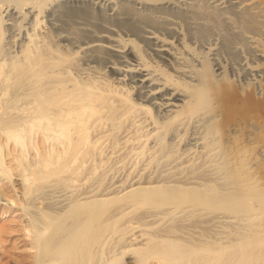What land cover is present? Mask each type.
I'll list each match as a JSON object with an SVG mask.
<instances>
[{"label":"bare ground","instance_id":"6f19581e","mask_svg":"<svg viewBox=\"0 0 264 264\" xmlns=\"http://www.w3.org/2000/svg\"><path fill=\"white\" fill-rule=\"evenodd\" d=\"M161 1L165 2V4L156 7L146 5L148 4L147 0L140 3H143L144 10L145 8L147 10H151V8L155 10H172L175 5L185 0ZM122 2L124 3L125 1ZM156 2L157 0H155V4ZM212 2L220 4L223 0H213ZM224 2H228L236 10L240 27L242 30L249 32L243 37L245 38L243 40L246 42L253 59L250 60L244 56V62L240 61L238 64L239 69L243 71L246 78H254L259 82L264 78V0H226ZM23 3H25L24 0ZM48 3L45 0L44 2L35 3L26 12L24 11L23 13L22 10V14H19L20 12L17 13V16L13 14L14 17L12 16L11 20L16 17H21L20 19L23 23H28V20L31 18L33 21V19H37L44 12L46 8L44 9L43 5ZM64 3H61L57 8L53 7L56 9H51V13L47 11L51 17V25L49 26L52 27V30L56 31V37L59 38V41H66L70 44L69 46L73 49L71 54L76 52L75 48L85 54L81 63H78L79 65L76 64L77 61L76 63H69L64 61L65 58L63 56H54L52 52H46L47 48H50V51L53 50L51 45H48L47 48L44 47L49 41L44 40L46 44L43 47L41 45L44 48L43 50H46L45 52H43L41 47L36 49V45L34 46L33 44H37L35 42V38H38L37 35L32 37V34L25 30L26 28L28 29L27 26L23 25L21 28L22 22L19 26V34L24 29L26 32L25 40H28V42L26 41L27 43L24 42L25 44L23 45L25 47L22 49L25 52L24 64H20L19 66L17 64L12 65V70L11 68L8 70L4 64H8V67L11 64L5 61L1 64L2 62L0 61V109H2L0 110V139L2 138L0 140V181L6 179V182L12 185L15 179H20V185L24 183V193L22 195L24 194L29 197V200L26 201L27 208L35 199H41L43 201L42 196H39V198H31V196H33L36 190L43 187L42 182L50 176H53L54 181L56 179L57 183H59L58 180L61 181L62 179V182H65H63L65 187H70V182L72 184L74 181L81 182L80 184L92 181L101 183L105 181L104 177L100 176L102 177L100 179L98 173H95L98 172L99 168L102 170L101 165H111L112 162V165L109 166L106 172L111 167L115 169L117 164H120V166L117 165V168H127L126 171H128V164L133 162L134 157V160L139 158L141 160L148 152L151 155L149 156L147 154L146 156L151 159L147 163L144 164L139 160L135 161V163H142L141 166L144 165V168L139 167V170L142 169L144 171L146 166H151L154 163V158L157 155L151 156L159 150V148L155 149L156 143L158 142H156V134L162 129H165V135L168 134L169 138L172 139L173 135H175L174 133L186 129V126L189 124V122L188 124L184 123L186 118L196 116H199L201 119L204 118L202 117L203 112L208 111L211 106L210 85L213 83L212 78L214 76H221L222 72V66L219 63H215L211 74L207 73L208 67L206 64L202 67L201 72H195V68L194 71L193 68H191L193 70H189L190 67L184 69L176 66L175 61H177V56L175 51H172L173 46L171 45V41L162 37L156 31V29L160 31L161 28L157 27L155 29L153 28L154 26L148 25L140 29L136 25L135 19V23L133 24V21L131 23L130 20L132 17H130L131 19L128 17L130 16V12L127 9L121 10L123 12L122 15H127V18L118 20L120 13H118V17L115 13L118 21L116 25L114 24L116 22L112 24L114 26H125L131 23V28L134 27L133 25H136L134 28L138 26V32L141 30L140 39L146 44L150 52L165 64V66H168L175 73L188 78L189 81L184 80L183 77L181 78L183 82L174 80L170 71L158 68V66L157 68H151L147 62L142 61L140 57H137L133 53L132 48L115 44L118 38L115 39L112 36L115 29L111 27L107 26L106 28L103 27L104 30H101L102 28L100 29L105 33H100L101 31L99 30L98 33H95L88 27H85L88 22L85 25L82 22V24L78 25H83L82 28L87 34H83L82 36H87L89 39L80 41L82 37L79 36L77 38V36L84 31L82 32L80 30V33L77 32L78 34L76 33L74 35L70 31H67L68 29L66 28L65 32H63L65 27H62L63 29L60 28V23H63L62 21L65 22L62 19L64 17L72 19L75 16H85L87 9H80L81 7L75 9L74 7H65L67 4ZM85 3L87 4L88 2ZM62 4L65 6L61 7ZM213 10L217 11L218 8L217 10L216 8ZM112 17H114V14ZM8 18L10 17L8 16ZM71 19L69 20L70 22L73 21ZM81 19L84 18L82 17ZM140 21L142 23L144 18ZM37 22V24L40 23L38 20ZM31 23L29 26H31ZM113 25L110 24V26ZM10 27L12 28L13 25ZM127 27L123 28L126 29ZM127 30L130 33V29L127 28ZM66 31L69 33H66ZM1 32L0 39L2 36ZM8 32H10L9 29ZM33 33L35 32L33 31ZM12 35L11 37H13ZM134 35L136 34L134 33ZM13 38H10V40ZM21 42L18 41L20 46H22ZM30 42L32 43L30 44ZM55 42L58 41L55 40ZM9 46L10 51L12 48ZM132 47L134 48V46ZM100 49L107 56L99 54ZM55 51L53 50V52ZM60 53L62 52L60 51ZM21 56L23 55L21 54ZM110 56L115 60L111 59ZM99 62L103 63L107 73L112 74L111 76L115 75L112 78L114 79L112 82L117 83V86L121 88L125 87L127 93L132 92L133 98L129 97L130 93L120 95V91L118 92L117 89L114 90V87L112 89L108 88L109 86L107 87L106 83L100 80L103 77L101 75L102 72L99 71L101 67L97 70V65L100 64ZM69 64L73 65L70 66ZM236 69V67L232 66L230 70L231 74H234ZM9 79L17 81L15 88L9 87V85L6 86L4 83L5 80L8 81ZM113 84L111 83V85ZM21 96L25 98V101L23 100L24 102L17 104L16 102L17 100L19 102V99L22 98ZM13 100H16V102H13ZM214 116L215 114H210L208 118H205L206 124L213 122L211 120L215 119L213 118ZM205 122L201 124L196 122L192 125V136H190L184 151L192 150L190 152L191 154L193 152L200 153L203 160L207 159L205 162L209 163L210 166L214 165L213 162H215L218 166L216 167L218 171L223 170L221 174L214 175L209 173L208 175L202 176L203 172L201 175H196L186 169L188 171V173L186 172L187 174L185 173L181 176L174 175L175 177L170 174L169 179H167L166 176L169 175L168 173L163 178V181L161 180L162 178L159 179L162 170L158 172L159 175H153L151 171L149 174V171H147L148 175H143V173L138 174L137 172L139 171L135 174L134 171L133 173H127L125 171L127 173H124L125 176L122 175L121 177V175H116V177L112 174L111 178L108 177L109 180L106 179L108 185L104 187V190L102 189L105 192H100V187H96L97 189L92 188L94 184L89 189L85 185L86 190L82 188L83 191L78 195L76 193V197L74 195L75 198L72 196L73 200L71 199V202L75 201L77 203L67 207L61 215L51 216L48 211H41L43 207L39 210L40 216L30 214V220L33 223L32 227H35V229L32 228L31 230L32 239H34L37 248L36 255L33 258L34 264H96L98 257L95 259V263H93L94 260L92 261V257L95 256L94 249L98 245L105 243L102 239L104 234L106 237L107 233L109 235L111 232L117 233L124 229L120 225L118 216L125 214L124 211L126 209L132 208L134 211L142 205L149 206V209L147 208L148 211L146 213L144 211V214L140 213L141 215L137 214L138 216L135 215L136 218H132V220L137 219L135 220L136 225L134 224L135 226H132L135 229V233L131 236L129 235V238L127 237L128 239H125V243L119 246L123 247L121 253L125 254L128 251H132L131 253L136 255L137 260L134 262L135 264H264V184L259 182L260 177L254 171L257 165L264 164V144L259 145L256 152L250 151L251 146L249 147V145H251L252 141L250 137L251 130L248 129L245 137V142L248 144L247 147H237L238 138H235L234 141H230L229 139L223 146H214L216 144L215 139L205 141V133H199L198 131L200 130V126L206 128ZM211 125L213 124L210 123V127ZM211 130V132L215 133L213 127ZM186 132L184 131V133ZM201 139L203 141L199 142ZM8 146L10 149H8ZM6 147L9 150L7 151L8 153H6ZM31 149H36L40 154V156L39 154H35L34 161H37V165L34 169L28 170L26 168L27 165L24 163L19 169L17 165H15L17 169L12 167L14 165H6L4 161L5 156L7 157L8 155L9 157V155H12L8 161L9 163L11 161L20 162L24 157L27 158L26 153L28 152L30 154L29 150ZM37 155L39 159L38 157L36 158ZM163 157L159 156L157 163H159L160 159V162L165 161L162 160ZM167 158L170 159L169 156ZM183 162L185 160H182V164H184ZM132 165L136 167L137 163ZM12 168L16 170L12 172ZM150 168L153 169L152 167ZM169 169L174 168L171 167ZM106 172L104 171L102 174L100 172L99 175H104ZM94 173L96 174L95 176H98V179H95ZM165 179L173 183L174 181L175 183L178 182L179 185L175 183L169 184L170 182H165ZM26 181H31L33 184L36 183L31 186V183L29 182L30 185H27ZM161 181L165 182V184L162 182L161 185L159 183ZM179 182L187 184L188 186H181ZM66 183H68L67 186ZM153 183H159V185H153ZM103 184L101 183V185ZM194 184H202L204 187L201 188L200 186L198 188L199 186L196 185L197 187H195ZM72 185L71 187L75 186L74 184ZM121 185L127 186V188L130 187V189L124 187L127 191L125 189L124 192L120 190L121 196H116L119 193L115 189ZM2 186L0 183V192H3ZM75 187L73 188L74 190L78 188V186ZM112 187H114L113 190H110ZM118 188L120 189V187ZM15 189L17 190V188ZM112 192L117 193L116 195L114 194L115 197L112 195V197H109V194ZM1 193L0 196L4 192ZM3 196L1 197L3 198ZM82 199L83 201H81ZM3 200L10 204V206L16 205L12 198H4ZM63 200L58 199L54 204H47L44 206V209L53 207L62 210L65 207H60L59 203ZM119 202L123 203L120 204ZM2 203L7 205L4 202ZM159 208H165V211H159L160 214L159 212L155 213ZM198 209L206 210V212L210 211L209 209L212 211L221 209L223 212L228 213L224 218H235L236 227L225 236H216L214 233L215 236L212 235L211 238L215 240L212 241L211 238L209 240L207 239V235L205 236L203 230L202 233L204 235H202L205 237L199 238L195 236V233L198 234L195 228L198 227L201 230V224L208 223H213L211 225L214 226L216 221L218 222L222 218L219 215L213 214L209 218L205 219L203 217L200 220L195 218L197 221L193 220V222H186L185 220L184 223L180 224L175 221L176 218L174 219L175 214L179 211L181 212L183 210L193 214ZM5 210L8 209L6 208ZM132 212L130 210L131 214ZM168 214L171 216L168 217ZM125 215H128V212ZM183 217L181 219L187 218ZM149 218L151 219L150 222L148 221ZM118 219L119 224H117ZM127 219L130 220L131 218L129 217ZM161 219L168 222V224L165 225L164 223L163 225L165 226H162L160 229L156 227L159 229L157 233H147V226L154 225V223L161 221ZM188 219L192 220L193 218L189 217ZM215 227L217 228V226ZM150 229H153V232L156 231L154 228ZM146 233L148 235L145 241L143 236ZM121 235L124 234L122 233ZM136 244H140V246H132ZM117 253L115 252L113 254L116 255ZM111 257L114 262L120 260L118 257Z\"/></svg>","mask_w":264,"mask_h":264},{"label":"rangeland","instance_id":"374dc122","mask_svg":"<svg viewBox=\"0 0 264 264\" xmlns=\"http://www.w3.org/2000/svg\"><path fill=\"white\" fill-rule=\"evenodd\" d=\"M42 1L44 2V0H32L33 4H31L32 2H30V0H24L25 3H23V0H0V23H1L0 24V32L2 31L1 32L2 36L0 39V61L2 62L1 64L4 63L3 61L11 64L10 67L7 66L8 64H4V66L6 65L5 67L8 68V70H10V68L12 70V65L17 64V66H19L20 64H24V61H25V57H24L25 54L24 53L25 52H24V50L22 51V49H24L23 47H25V45H23V44L28 42V40H25L26 32L24 31V29H22L21 34H19L20 33L19 32L20 31L19 26L22 22L20 19L21 17H16V18L12 19L13 21L11 20V17L13 16V14H14V16H17V13H19V12H20L19 14H22L21 13L22 10H23V13H24V11L26 12L27 9H29L31 5H34L35 3H40ZM45 1H48L49 3L46 5H43V8L44 9L46 8L44 10V12L37 19H33V21L31 18L28 20V23L22 22V26H20V27L22 28L23 25L27 26L28 29L26 28L25 30L29 31L32 34V37H35L37 35L39 40H38V38H35V40H36L35 42H37V44L39 46L37 44H33L34 46L36 45V47H37L36 49L41 47V45L43 47L46 44L45 41H49L51 43L48 42L47 45H45L44 47L47 48L48 45L49 46L51 45L52 49L54 51L56 50L57 52L56 51L53 52V50L50 51V48H47V51H46V50H43L44 48L41 47L43 52H45V51L48 53L52 52L53 53L52 55H54V56H63L65 58L64 61H66V62H69V63L75 62L76 63V61H77L76 64H78L79 62L81 63V60H83L85 54L81 50H78L77 48H75L76 52H73V54H71L73 49L69 46L70 44L67 43L66 41H64V42L59 41V38L56 37V31L52 30V27L49 26V25H51V23H50L51 17L49 15V13H51V9L52 10L56 9L57 6L59 7V5L61 3H64V2H66L64 4H67V5L65 6L62 4L61 7H64V6L65 7H71V8L74 7V9L81 7L80 9H87L86 10L87 14L85 16L82 15L80 17L75 16V18H77V19L72 17V19H73L72 22L74 23V21L76 20V22H75L76 25H75V23L73 24L72 22L69 21L71 18H68V17L62 18L65 20V22L62 21L63 23H60V28L65 27L64 29L62 28L63 32H65L66 28L68 29L67 31H70V33H72L74 35H76L77 32L80 33L81 32L80 30H82V32H83L84 30L82 27H83V25H85L86 22H88L90 25L88 23H86L85 27H88L89 29H91L95 33H98V30L99 31L104 30L103 27L104 28H106L107 26L111 27V28L115 29V32L113 33L112 36L115 37V39L118 38L115 41V44H119L122 47L126 46V48L127 47L132 48L133 53L137 57H140L142 59V61L147 62V64L151 68H157V66H158V68L170 71L173 75L172 78L174 80H179V81L183 82V80H181V78L183 76L179 75L178 73H175L172 69L168 68V66H165V64H163L161 61H159L158 58L154 54H152V52H150V50L146 47V44L140 39L141 30H140V32H138V30H139L138 26L140 27V29H143L144 27H147L148 25H150V26L152 25V27L154 26L153 28H155V29L157 27L161 28L160 31H159V29H156V31L159 33V35H161L162 37H165L171 41V45L173 46V49H174V50L172 49V51H175V54L178 57V58L176 57L177 61H175L176 66H179V67L184 68V69H188L190 67L189 70L191 68H193V69L195 68L196 69V71L194 69L195 72H201L203 69L202 67L204 66V64H206L208 67L207 73L211 74L213 71V68L215 67L214 66L215 63H219L222 66V68H221L222 72H221V76H214L212 78L213 83L210 85V88H211V91H210L211 106L209 107L208 111H206L205 113L203 112L202 117H204V118L201 119L199 116L192 117V118L191 117L186 118L184 123L188 124V122H189V124H188L189 126L187 125L186 129L184 131L185 132L187 131V132L184 133V131H181V132L178 131L177 133H174L175 135H173L172 139L169 138L168 134L165 135V132H164L165 129L164 130L162 129L158 134H156V142L157 141L158 142L156 143L155 149L159 148V150L156 152V154L151 156V157H153V156L157 155L156 158H154L155 161L153 160L154 163L155 162L156 163L155 164L153 163L151 166L150 165L146 166L145 170L143 169L144 171H142V169L139 170V167L142 165V163L145 164L148 162V160L151 159L149 157L147 158V156H146L148 154V152L143 158H141V160H139L140 158L137 160H134L135 159V157H134L133 162L128 164V166H129L128 171H126L127 168H125V169L124 168H122V169L117 168V165L120 166V164H117L116 167L114 166L115 169L113 167H111V169H109V171H110V173H109V171L106 172V170L109 168V166L112 165V162H111V165L106 164L107 167L105 166V164L101 165L102 167L101 166L100 167L102 168V170L99 168L98 172H95V173L96 174L98 173L99 177L100 176L104 177L105 181L101 182L102 184L104 183L103 185H101V183H99V182L97 183V182H93V181L89 182L90 184L88 182L82 183L83 184L82 185V184H80L81 182L76 181L79 183V184L78 183L76 184V182L74 181V183H72V184H74V185L76 184L75 185L76 187L78 186V188L74 190L73 188L75 186L71 187V186H73L71 184V182L69 184L71 187V189H70V187H65V185H64L65 182L63 181L64 182L63 183L62 179H61V181L58 180L59 183H57L56 179L54 181V177L50 176L49 178L44 179V182H42L43 187L36 190L35 193L33 194V196H31V198H33V197L39 198V196H42L43 201L41 199H35L34 202H31L28 205V208H27L26 201L29 200V197H27L24 194L22 195V193H24V189H23L24 183H22V185H20L21 180L15 179L16 181L14 180L13 181L14 184L11 185L9 182H6V179L1 180L0 183L3 185L2 189H3L4 193L2 191L1 192L3 194L1 192L0 193L2 194L1 196L4 195L5 197L3 196V198H2L0 196L1 197V199H0V264H34L33 258L36 255V251H37L36 249L37 248L35 246L34 239H32L33 236L31 234V230H32V228L35 229V227H32L33 223L30 220V214H33V215L37 214V216H40L39 210L42 209V207H43V209L41 211H48L51 214V216L61 215L67 209V207H69L72 204L77 203L75 201L71 202V199L74 197V195L76 197V193L78 195L83 190H86L85 189L86 186H87V189H89L93 184L94 185L92 188L97 189L100 187V192H101L102 189L104 190V187L106 185H108L107 184L108 181H106V179L109 180L108 177L111 178L112 174H113V176L114 175L115 176L121 175V177H122V175L125 176V174H127L129 172L133 173V171H134V174H135L137 171H139V172H137L138 174L143 173V175H148L149 173L152 172L153 175H157L158 172L162 170L160 172L161 174L159 176V179L162 178L161 180H163V181H164L163 178H165V176L168 175V173H169V175L166 176L167 179H169L170 174H172L173 176L174 175L181 176V175H184L186 172L188 173V171L191 173L193 172L196 175L197 174L201 175V173L203 172L202 176L208 175L209 173L214 174V175L221 174L223 170L218 171V169L216 168L218 166H217V164H215V162H213L214 165L210 166L209 163L205 162V161H207V159L203 160V157L200 156V153L198 154L196 152L195 153L193 152L191 154L190 152H192V150L184 151V148H185L187 142L189 141L190 136H192V134H191V132L193 130L192 125L195 124L196 122H199V124H201L202 122L204 123L205 118H208V116L210 114H215V116L213 117L215 119H212L211 121H213V122H210L213 125H211V127H210V123L206 124V122H205L206 128L204 126H200V130H198L199 133H203V134L205 133V141H209V140L211 141V140L215 139L216 144L214 146L217 145V147H219L220 145L223 146V144L226 143L229 139H230V141H232V140L234 141L235 138H238L237 147L245 148L248 146V144L245 142L246 133H247V130L250 129L251 130L250 137H251V141H252L251 145H249V147L251 146L250 151L256 152L258 149V146L261 144H264V78H262L259 82L256 81L254 78H252V79L250 77L246 78L243 74V71L241 69H239L238 64L240 61L244 62V58H243L244 56L249 58L250 60L253 59V57L249 53V49L247 47V44L244 41L245 38H243L249 32L242 30V28L240 27V25L238 23V16H237L236 10L233 7H231V5L228 2H224L226 0H223V2L220 4L212 2L213 0L212 1L211 0H185L182 3H180L181 6H180V4L175 5L174 6L175 9L174 8L172 9L173 12L171 9H165V10H157L156 9L155 10V9L151 8V10L150 9L147 10L145 8V10H144V7L142 6L143 3H140V2H142V1L144 2L145 0H141V1L140 0H45ZM122 1H125L124 2L125 4ZM131 1L134 3L132 4ZM82 2H84V3H82ZM85 2H88V3L86 4ZM120 2H121V4H120ZM126 2H128V3H126ZM147 2H148V4L145 3L146 5L154 6V7L165 4V2H163L161 0H157L156 4H155V0H147ZM135 3H136V5H135ZM18 7H21V8H18ZM53 7H56V8H53ZM215 8H216V10L218 8V10L217 11L213 10ZM122 9H127L130 12V16H128V17L129 18L132 17V19L130 18L131 19L130 21H131V23L133 21V24L136 22V25H138L137 28H134V27H136V25H133L134 27L131 28V26H130L131 23L129 25H125V26L123 25L122 26L121 23L118 22V24L121 25L122 27L118 26V25H117L118 26L117 27V26H114L112 24L113 22H116V23H114L116 25L118 20L127 18V15H125V14L122 15L123 14ZM153 10H155V11H153ZM166 10H168V11H166ZM47 11L48 12L50 11V12L48 13ZM115 13L117 14V17H118V13L121 14V16L119 14L118 20L115 17L116 16ZM113 14H114L115 18L112 17ZM8 16L10 18H8ZM48 16H49V18H48ZM82 17L84 19H81ZM140 17H141V19L144 18V21H142V23L140 21L141 19L139 20ZM136 18H138V19H136ZM114 19H116V20H114ZM37 20L40 22L39 24H37L38 23ZM48 20H49V22H48ZM66 20H68V21H66ZM29 21L32 22L31 26H29V24H30ZM11 22H13L14 24ZM59 22H61V21H59ZM82 22L84 23L83 25H78V24H82ZM167 22H170V23H167ZM67 23H68V25H67ZM34 24H36V25H34ZM110 24L113 26H110ZM12 25H13V27L11 28L10 26H12ZM144 25H146V26H144ZM14 27H15V29H14ZM123 27L124 28L127 27L128 29H130L131 34L129 32H127L128 31L127 28L124 29ZM6 28H7V30H6ZM118 28H119V30H118ZM164 28H166V29L164 30ZM8 29L10 32H8ZM62 29H60V30L62 31ZM32 30L35 33H33ZM53 31L55 32V35H54ZM67 31H66V33H69ZM13 33H15V34H13ZM66 33H63V34H66ZM100 33H105V32L101 31ZM134 33L136 35H134ZM23 34H24V36H23ZM80 34L77 36V38L79 36L82 37V39L80 38V41L87 40V38L89 39V37H87V36H84V37H86V39H84V37L82 36L83 34L87 35L85 33V31L83 33H80ZM11 35L15 38L11 37ZM45 36H47V37H45ZM135 36H137V37H135ZM10 38H13V39L10 40ZM55 38H57V39H55ZM178 38H179V40H178ZM55 40L58 42H55ZM18 41H22L21 42L22 46L19 45L20 42L18 43ZM8 42H10L11 44ZM31 43L32 42H30V44ZM8 46L10 48H12V49H10V51H9ZM53 46H55V48H53ZM132 46H134L135 49ZM19 48H20V50H19ZM176 48H177V50H176ZM101 49L99 50L98 53L101 54L102 56H107L106 54L103 53L104 51L102 52L103 49L102 50ZM20 51L23 53H21ZM60 51L63 54L60 53ZM21 54L23 56H21ZM242 58H243V60H242ZM111 59L115 60L112 57H111ZM18 61H20L21 63ZM99 63L100 64H98V65L96 63L95 64L98 67L97 70H99L100 67H101V69H103L102 71H101V69L99 70L100 72H102L101 75L103 77L100 80L105 82L107 87L109 86L108 88L112 89V87H114V90L117 89L118 92L120 91V95L130 93L129 97L133 98L132 92L127 93L126 92L127 90L125 87L121 88V87L117 86V83L112 82V80H114L112 78L115 75L111 76L112 74L110 75L109 72L107 73L106 68L104 67L103 63H101V62H99ZM150 64L153 66H151ZM69 65L72 66L73 64H69ZM102 65H103V67H102ZM232 66L237 68L236 71L234 72V74H231V71H230ZM193 69H191V70H193ZM73 71H75V70H73ZM8 72L10 73V71H8ZM72 74H74V73H72ZM103 74H105L108 78ZM108 74L110 75L111 78L109 77ZM109 78H110V80H109ZM183 79L186 81H189V79L186 77H183ZM9 80L8 81L5 80V82H4L6 84V86L9 85V87L15 88V86H17V81L14 79L10 80V81ZM109 81H111V82H109ZM7 82H9V83L7 84ZM111 83L112 84L114 83V84L111 85ZM0 91H1V88H0ZM24 99L25 98L22 97L21 99H19V102H18V100H17V102H16V100H13V102H16L17 104H21L22 102L25 101ZM0 110H2V109H0ZM212 127H213V129H215V133L211 132ZM187 134H188V136H187ZM196 135H198V134H196ZM0 140H2V138ZM163 140H165V141H163ZM201 141H203V139H201L199 142H201ZM164 142H166V143H164ZM160 143H161V145H160ZM9 145H10V143H9ZM11 147L13 148V146H11ZM167 148H168V150H167ZM8 149H10L9 146H8ZM8 149L6 147V153H8L7 152V151H9ZM15 150L17 151L16 147H15ZM29 153L30 154H28V152H27L26 153L27 158L24 157L23 160H21L20 162H16V161L12 162L11 161L12 163L11 162L9 163L8 161L12 155L11 156L9 155V157L7 155L8 159L5 156L6 159L4 158V161L6 162V165H8V164L14 165V166H12L14 168H16L15 165H17V167L19 169L25 164V165H27L26 168L28 170L29 169L32 170L37 165L36 164L37 161L36 162L34 161L35 154H39V153L36 149L29 150ZM170 154H172V155H170ZM148 155L150 156L151 153H149ZM166 155L169 156L170 159H168ZM39 156H40V154H39ZM159 156L160 157L164 156L162 158V160H165V161L160 162L161 161V159H160L159 163H157V158H159ZM178 156H180V157H178ZM189 156H190V158H189ZM193 156H194V158H193ZM37 157H38V155L36 156V158ZM175 157H177V158H175ZM146 158H147V160H145ZM24 159H26V160H24ZM38 159H39V157H38ZM200 159L202 160V162H200L201 161ZM138 160L141 161L142 163L139 164L138 162H136L137 163L136 167H135V165H132V164H136L135 161H138ZM144 160H145V162H143ZM182 160H185V162H183L184 164H182ZM21 163H22V165H21ZM156 164H157V166H156ZM169 164H170V166H169ZM178 164H180V165L177 166ZM19 165H21V166H19ZM161 165H162V167H161ZM104 166L106 167V169H104L105 168ZM154 166H156V167H154ZM163 166H165V167H163ZM150 167H152L153 169H151ZM171 167H173L174 169H169ZM14 168H12V170H11L12 172H14L17 169V168L16 169H14ZM141 168H144V165L141 166ZM112 169H114V170H112ZM164 169L167 171L165 172ZM186 169L188 171H186ZM190 169H191V171H190ZM163 170H164V172H163ZM182 170H183V172H182ZM193 170H195V171H193ZM104 171L106 173L104 175H101L102 173H104ZM147 171H149L148 174H147ZM177 171H179V172H177ZM254 171H255L256 175H258L260 177L259 182L261 184H264V164L262 163V164L257 165V168L254 169ZM100 172H101V174L99 175ZM155 172H156V174H155ZM95 173H94V177H95V179H98V176H95L96 175ZM172 175H171V177H172ZM171 177H170V179H171ZM100 179H102V177H100ZM167 179H165V182L169 181ZM41 181H43V180H41ZM163 181H161L159 183L162 185ZM29 182L31 183V186L36 183L35 182L33 184L31 181H29ZM29 182L26 181V184L30 185ZM165 182H163V184H165ZM159 183H153V185H156V184L159 185ZM168 183H166V184H168ZM172 183L173 182H170L169 184H172ZM174 183H175V181H174ZM58 184H60V185L58 186ZM67 184L68 183H66V186H67ZM175 184L179 185L178 182H176ZM198 184H194V186L197 187L196 185H198ZM79 185H81V186L79 187ZM180 185L181 186L182 185L188 186L187 184H182V183H180ZM121 186H118V187H120V189L118 187L117 188L115 187L116 188L115 191L117 190L116 192L119 194L112 192L111 194H109V197H112V196L115 197L114 194L115 195L117 194L116 196H121L120 190H123V192H124V189L127 188V186H123V185H121ZM198 186H199L198 188H200V186H201V188L204 187L202 184L198 185ZM218 186H220V185H218ZM15 188H17V190ZM60 188H62V189H60ZM82 188H83V190H82ZM113 188L114 187H112V189H110V190H113ZM128 188L130 189V187H128ZM5 189H6V191H5ZM72 189H73V191H72ZM127 189H125V191H127ZM15 191H16V193H15ZM102 192H105V191H102ZM6 193L8 194V196ZM66 196H69V197L66 198ZM106 197H108V196H106ZM4 198H12V200L15 201L16 205L10 206V204L6 203V201L3 200ZM58 199H61V200L65 199L61 203H59L60 207L63 206L65 208H62V210H60V209H56L53 207L49 208V206H48L50 211H49V209H46V208L44 209L45 205L54 204ZM38 201L39 202L41 201V202L39 203ZM81 201H83V199ZM2 202L6 203L7 205L3 204ZM121 203H123V202H121ZM6 208L8 210H5ZM52 208H53V210H51ZM147 208L149 209V206H147V205H142L134 211L132 210V208H129V209H126L124 211L125 214L128 212V215L122 214L123 216L122 215L118 216V218L120 219V225L124 229L121 230V232H117V233L111 232V233H109V235L107 233L106 237L104 234L102 239L105 241V243L98 245L97 248L94 249L95 250V252H94L95 256L92 257V261L94 260L93 263H95V261H96L95 259L97 257H98L97 262H99V263L96 262V264H100V263L101 264H115V263L116 264H125L126 262H127V264H133L137 260L136 255L131 253L132 251L131 252L128 251V253L126 252L125 254L121 253V249H123V247H119V246L125 243V239L127 237L129 238V235L131 236L132 234L135 233V231H134L135 229L132 226L136 225L135 220H137V219L132 220V218H134L135 215L138 216L137 214L143 213L144 211L146 213L148 211ZM165 208H161V209L159 208L155 211V213H158L161 210L165 211L164 210ZM133 209H135V208H133ZM130 210H131V212L133 211L132 214L130 213ZM209 210L210 211H207L208 212L207 213L206 210L198 209V210H196L197 212H194L193 214H191L190 212L187 213L186 211L182 210L181 212L179 211L178 213L175 214L174 219L176 218L175 221H177V223L179 222V224H180V223H184L185 220H186V222H188V221L193 222V220L194 221L196 219L200 220L203 217L205 219L209 218V216H211L213 214L219 215L222 218H220L221 220L219 219L218 222L216 221V224L214 223L215 224L214 226L211 225L213 223H208V224H201L202 225L201 230H199L198 227L195 228V230H197L196 232H198V234H196V233L194 234L195 236L200 238V237H205L207 235L206 237L208 240L211 238L212 235L215 236V234H216V236L217 235L218 236L219 235L225 236L234 230V228L236 227L235 218H233V217L224 218L225 215H228V213L223 212L221 209L216 210V211H212L211 209H209ZM159 214H160V212H159ZM203 214H204V216H203ZM167 216L169 217L171 215L168 214ZM182 216H184L183 218H185V217H187V218L181 219ZM129 217L131 218L130 220L127 219ZM189 217L193 218V219L189 220L188 219ZM119 219L117 220L118 221L117 224H119ZM150 220L151 219L149 218L148 221L150 222ZM164 223H165V225L168 224V222H165V220L161 219V221L154 223V225L152 224L151 226H147V228L145 227L147 233L148 232L149 233H151V232L157 233V231H159V229L162 226H165V225H163ZM127 224L130 226H128ZM125 225H126V227H125ZM215 226H217V228ZM156 227H159V229ZM150 228H154L156 231L153 232L152 231L153 229H150ZM203 228H205V229H203ZM208 228L211 230H209ZM130 229H132V230H130ZM202 230L204 231L205 236H203L204 234L202 233L203 232ZM122 233L124 235H121ZM147 233L143 236L145 238L144 239L145 241H146V238L148 235ZM183 235H185V234H183ZM109 236H111V237H109ZM104 238H106V239H104ZM211 240L214 241L215 239L213 240L211 238ZM145 241H143V242H145ZM198 241H201V240H198ZM118 242H120V243L117 245ZM132 246L133 247L134 246H140V244L139 245L136 244V245H132ZM110 249H112V250H110ZM105 251H106V253H105ZM96 252H98V253H96ZM115 252H118L119 254L118 253H117L118 255L113 254ZM129 253L132 255L130 256ZM97 254H98V256H97ZM134 255H135V257H134ZM111 256H113V258L118 257L120 260L117 262H114V260L111 259L112 258ZM131 257H132V259H131ZM31 259H32V261H31ZM106 259L109 261V263Z\"/></svg>","mask_w":264,"mask_h":264}]
</instances>
